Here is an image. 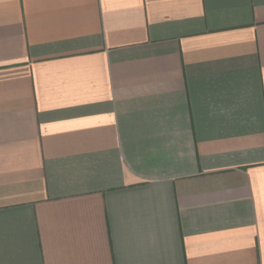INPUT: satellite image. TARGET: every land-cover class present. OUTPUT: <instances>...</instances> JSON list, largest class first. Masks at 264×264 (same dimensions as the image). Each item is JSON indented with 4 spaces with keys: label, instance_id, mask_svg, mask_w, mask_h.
<instances>
[{
    "label": "crops",
    "instance_id": "obj_1",
    "mask_svg": "<svg viewBox=\"0 0 264 264\" xmlns=\"http://www.w3.org/2000/svg\"><path fill=\"white\" fill-rule=\"evenodd\" d=\"M0 264H264V0H0Z\"/></svg>",
    "mask_w": 264,
    "mask_h": 264
}]
</instances>
